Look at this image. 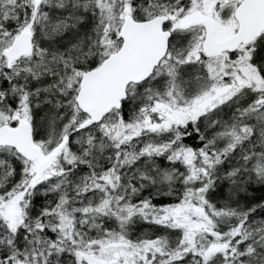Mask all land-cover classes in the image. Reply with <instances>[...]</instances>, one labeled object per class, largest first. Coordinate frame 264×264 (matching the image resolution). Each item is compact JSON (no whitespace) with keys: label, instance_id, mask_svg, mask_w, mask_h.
Masks as SVG:
<instances>
[{"label":"snow or ice","instance_id":"snow-or-ice-1","mask_svg":"<svg viewBox=\"0 0 264 264\" xmlns=\"http://www.w3.org/2000/svg\"><path fill=\"white\" fill-rule=\"evenodd\" d=\"M0 264H264V0H0Z\"/></svg>","mask_w":264,"mask_h":264}]
</instances>
